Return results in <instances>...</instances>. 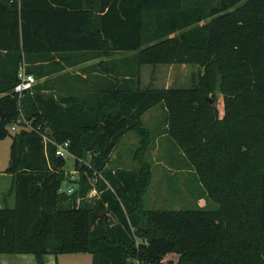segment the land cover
Instances as JSON below:
<instances>
[{
  "label": "trees",
  "instance_id": "obj_1",
  "mask_svg": "<svg viewBox=\"0 0 264 264\" xmlns=\"http://www.w3.org/2000/svg\"><path fill=\"white\" fill-rule=\"evenodd\" d=\"M106 49L129 54L127 71L115 67L125 86L109 94L55 96L46 80L19 101L13 93L22 63L48 78ZM143 64H196L201 73L189 88L140 89ZM159 103L173 148L215 208L140 209L146 165L106 169L126 132L146 141L141 116ZM0 111L14 194L0 208V253L32 254L37 264L77 252L91 264H158L169 253L175 264H264V0H0ZM20 117L31 129L10 134ZM38 127L69 140L86 172L79 189L60 191L65 159Z\"/></svg>",
  "mask_w": 264,
  "mask_h": 264
},
{
  "label": "rangeland",
  "instance_id": "obj_2",
  "mask_svg": "<svg viewBox=\"0 0 264 264\" xmlns=\"http://www.w3.org/2000/svg\"><path fill=\"white\" fill-rule=\"evenodd\" d=\"M116 54L115 67L127 71L126 64L121 61V58L129 54ZM25 66L22 63L19 71L25 70ZM136 69L137 76L134 74V78L138 77L137 85L140 89L189 88L198 81L201 73V67L196 64H143L137 66ZM75 70L73 68L72 72L51 74L48 78L35 77L36 83L46 80L50 89L45 92H50L55 96L66 93L87 96L88 94H81L82 89H80L86 80L81 77L80 73H75ZM127 84L132 86L134 83L129 80ZM209 97L217 101L215 103L221 115L223 111L221 94L216 93L213 96L214 99L210 95ZM141 120L146 131V141L140 143L142 138L135 131L126 132L110 152L106 169H137L140 165H146L147 184L140 195V209L215 208L214 203L209 202L206 205L205 191L199 184L195 172L180 161L182 158L180 153L173 148V142L166 132V113L163 104L159 103L150 108L141 116ZM18 128L19 126H15V130L12 131L9 126L8 129L10 134H13L18 131ZM10 143V136L0 140V208H10L14 205V194L9 192L12 176L4 171L9 165ZM89 157L87 154L84 159L85 163L88 162ZM81 159L77 160L78 166L82 163ZM63 170L66 179L61 184V190L65 191L70 185L74 190L79 189L82 186L81 176L86 172L80 171L75 166V156L70 155L65 158ZM95 175L94 173L87 174L86 179L94 183ZM92 195H94L93 192L86 191L84 199L91 201ZM27 255L33 256L32 254L7 256V254L0 253V263H5L3 258H12L13 264H37L28 259ZM43 260L46 264H91L92 256L87 252L62 253L56 256L47 254ZM169 260L175 264L177 255L166 254L158 264H170ZM133 264L138 263L134 261Z\"/></svg>",
  "mask_w": 264,
  "mask_h": 264
},
{
  "label": "crops",
  "instance_id": "obj_3",
  "mask_svg": "<svg viewBox=\"0 0 264 264\" xmlns=\"http://www.w3.org/2000/svg\"><path fill=\"white\" fill-rule=\"evenodd\" d=\"M91 54H93V57L91 59L86 60L76 66L66 68L67 71L64 70L60 73L62 74L63 72H72V69L75 68L76 69L75 73L78 74L80 73L81 77L86 80V82L84 81V83L80 87V89H82L81 94H88V95L109 94L110 93L109 91H113L114 88H116L117 81L119 82L118 84H124V81L128 78V76L123 74L116 75L115 72V63L117 59L116 53L110 52L109 50L106 49L105 52L99 51V52H93ZM123 86H125V84ZM8 255L10 254H7V256ZM27 256L28 259L36 263L34 256H30V255ZM46 256L44 255L43 259ZM3 259L5 260V263L2 264H13V261L11 260L12 258L9 259L3 258Z\"/></svg>",
  "mask_w": 264,
  "mask_h": 264
},
{
  "label": "built area",
  "instance_id": "obj_4",
  "mask_svg": "<svg viewBox=\"0 0 264 264\" xmlns=\"http://www.w3.org/2000/svg\"><path fill=\"white\" fill-rule=\"evenodd\" d=\"M18 77V81L17 83L14 85L13 87V93L15 94V96L17 97L18 101L20 100V98L27 92L32 91L33 86L36 84V79L35 76L33 74L27 73L25 70H20L17 74ZM23 119V121H22ZM15 126H19L18 129L23 128L25 130H30L31 126L29 124V122H27L23 117L18 118L13 124L10 125V130H15ZM40 127H38L37 129V133L39 134V136L42 139L43 144L45 145V147L49 144L54 145L55 149H54V154L57 157H61V158H66L67 156L72 155L71 152L69 151V140H64L61 143H57L49 134V130L48 129H43L40 130ZM73 186L70 185L68 186V188L65 190L66 193H72L73 191ZM60 191H64L61 190ZM91 192H93V194H95V189H92Z\"/></svg>",
  "mask_w": 264,
  "mask_h": 264
},
{
  "label": "water",
  "instance_id": "obj_5",
  "mask_svg": "<svg viewBox=\"0 0 264 264\" xmlns=\"http://www.w3.org/2000/svg\"><path fill=\"white\" fill-rule=\"evenodd\" d=\"M210 102H212V99H210ZM2 116H3V115H2V113H1V111H0V118H2Z\"/></svg>",
  "mask_w": 264,
  "mask_h": 264
}]
</instances>
